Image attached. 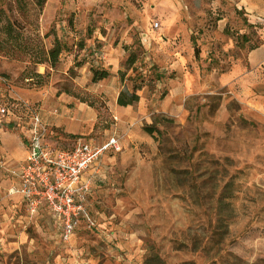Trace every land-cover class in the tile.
I'll use <instances>...</instances> for the list:
<instances>
[{"label": "rangeland", "instance_id": "rangeland-1", "mask_svg": "<svg viewBox=\"0 0 264 264\" xmlns=\"http://www.w3.org/2000/svg\"><path fill=\"white\" fill-rule=\"evenodd\" d=\"M0 8L27 45L8 42L18 57L0 50V109L22 105L11 109L15 121L0 111V264H264V0L41 8L0 0ZM56 44L55 65L33 62ZM95 69L110 74L95 81ZM123 91L139 99L120 106ZM40 107L51 147L113 134L122 145L88 169L91 221L68 241L49 210L32 215L9 193V166L20 157L2 134L24 138L25 115ZM151 124L159 132L144 130ZM220 209L231 215L223 238L214 232Z\"/></svg>", "mask_w": 264, "mask_h": 264}, {"label": "built area", "instance_id": "built-area-1", "mask_svg": "<svg viewBox=\"0 0 264 264\" xmlns=\"http://www.w3.org/2000/svg\"><path fill=\"white\" fill-rule=\"evenodd\" d=\"M154 26L158 27L159 22L156 21ZM20 106V103L12 102L0 111L10 114L11 109ZM57 112L54 110V114ZM27 116L30 121L24 138L28 155L24 160L11 163L9 168L18 179V192L25 199L29 213L34 215L41 205H47L61 220L62 238L68 241L82 221H91L86 206L91 182L85 180L83 174L104 153L119 151L122 145L115 134L103 142L79 137L71 148L56 149L46 141L48 126L39 110L31 109V115Z\"/></svg>", "mask_w": 264, "mask_h": 264}, {"label": "trees", "instance_id": "trees-1", "mask_svg": "<svg viewBox=\"0 0 264 264\" xmlns=\"http://www.w3.org/2000/svg\"><path fill=\"white\" fill-rule=\"evenodd\" d=\"M36 2L37 5H39V7L41 8L44 3L46 2V0H34ZM4 12V10L2 8H0V26H1V31L3 33V38L0 41V50L5 53V54H9L12 57H18V55H15L14 53H11L10 50H8L7 48V44L9 41L14 42V47L18 48L19 50L24 51V49L27 47L26 43L20 41V37L22 36V34L20 32H18L16 30V26L18 25L16 21H11L9 19H7V21L3 22L2 20V13ZM61 53V48H60V44H56L54 47L50 48V49H44L42 48V50L34 56H32L33 62L35 63H42L45 61H48L51 65H55L58 57ZM110 74V72L108 70L105 69H95L94 71V76L93 79L95 81L103 79L105 77H107ZM139 99V95L135 92L133 93H127L125 91L121 92V94L119 95L118 99H117V103L120 106H128L133 104L134 102H136ZM144 130L153 135L155 134V132H159V129L156 127L155 124H151V125H147L144 127ZM217 202L219 204V206H227L226 201L224 200V197H222L221 195L217 198ZM227 213H229L228 211L223 215V211L222 209L218 210L216 213V230L214 231L215 234H217L218 236L220 235L221 238H223L224 236V232H228V218L231 215H227ZM220 228L223 231H219ZM226 230V231H225ZM220 240V238H219Z\"/></svg>", "mask_w": 264, "mask_h": 264}, {"label": "crops", "instance_id": "crops-1", "mask_svg": "<svg viewBox=\"0 0 264 264\" xmlns=\"http://www.w3.org/2000/svg\"><path fill=\"white\" fill-rule=\"evenodd\" d=\"M257 52H258V49L253 50L251 52V59L253 60V62H255V64H257V57H258V53ZM39 112H40V114H41V116H42L45 124L49 127L50 126V123L48 121L49 118L46 116L47 114L45 112H43V107H40L39 108ZM11 113L13 115H17L16 112L13 113L11 111ZM25 117H28V116L25 115ZM7 119H9L10 121H15L16 120L14 118V116H13V118L12 117H7ZM60 124H62V123H60ZM64 124H65L64 126L66 128H72V124L67 123V122H65ZM113 135H115V134H113ZM113 135H111V136H113ZM23 136H24V134H23ZM111 136H109V137H111ZM2 137L4 138V141H5V148L10 152V154L11 155H14L15 157H20L18 159H15L14 162L24 160L27 157V155H28V149H27V145H26V142H25V138H21L19 135H14V134L12 135V134H10L7 131L6 132L5 131L3 132ZM15 137L19 141H17ZM107 139H105V140H107ZM90 140L94 141L93 139H90ZM46 141L50 145V143L48 142V138H46ZM101 142H103V141H101ZM87 171L83 174V178L85 180H86V176L85 175H86ZM19 186H20V184L18 182V179L16 177H14V183L11 186V188L9 189V193L12 194V195H14V196H18L19 197V200L24 204L26 210L28 211L27 204H26L25 199L22 197L21 193L18 192ZM44 208L47 209V210H49V212H50L49 214H50L51 218L61 228V226H62L61 220L56 215H54V213L50 210V208L47 205H41L38 210L40 211L41 209H44Z\"/></svg>", "mask_w": 264, "mask_h": 264}]
</instances>
